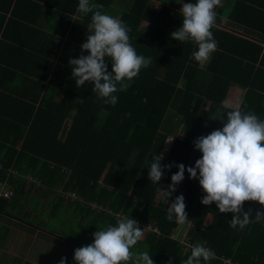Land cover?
Segmentation results:
<instances>
[{
    "label": "trees",
    "instance_id": "trees-1",
    "mask_svg": "<svg viewBox=\"0 0 264 264\" xmlns=\"http://www.w3.org/2000/svg\"><path fill=\"white\" fill-rule=\"evenodd\" d=\"M239 3L247 5L242 13L264 16L263 3ZM155 12L148 0H138L121 15L120 20L131 29L130 42L137 54L150 57L152 63L141 69L127 91L114 93L118 97L114 106L105 105L87 82L80 88L67 82L63 89L69 95L62 102L63 115H51L47 123L49 128L60 126L71 115L63 140L47 148L34 136L33 148L25 149V158L18 154L17 158L0 161V181L8 177L14 190L12 197L0 198L1 216L23 221L32 230L36 224L52 236L61 235L73 251L90 244L97 227L115 225L117 216H128L136 219L142 229L144 224L157 228L147 232L133 251H148L155 264H167L170 256L174 264H183L187 259L191 248L185 250L183 241L174 236L180 224L166 218L168 204L158 198L159 185L148 180L146 167L159 152L163 153L162 164L194 166L202 154L194 150L193 141L222 127L219 120L210 117L218 111L225 114L233 110L226 106L225 98L239 76L253 77V83H247L249 90L240 111L246 113L249 94L255 90L261 98L257 107H264V48L213 26L211 31L221 34L217 44L223 50L213 52L204 67L192 57L197 50L194 44H180L170 36L182 23L178 12L167 7ZM204 99L210 101L208 108L202 106ZM180 124L182 132L164 154L166 140ZM11 168L18 174L8 176ZM175 172V166L165 170L162 189L171 183ZM28 175L34 180H28ZM34 190L46 198L43 210H27L29 199L34 198L35 204L40 199ZM67 192H74L75 197L68 199ZM179 194L185 197L187 221L191 223L185 240L215 253L207 264H264V220L242 230L230 227L231 213H220L215 203H201L205 193L196 179H188L183 188L178 185L169 200ZM243 208H250L253 219L255 210H264L254 201L244 202ZM45 210L47 215L41 216ZM47 216L55 222L51 224ZM10 231L11 226L5 225L0 235L6 239Z\"/></svg>",
    "mask_w": 264,
    "mask_h": 264
},
{
    "label": "clouds",
    "instance_id": "clouds-1",
    "mask_svg": "<svg viewBox=\"0 0 264 264\" xmlns=\"http://www.w3.org/2000/svg\"><path fill=\"white\" fill-rule=\"evenodd\" d=\"M175 3L182 5L178 10L182 23L170 36L180 44H194L197 50L193 51L192 57L197 62L207 61L218 47L211 29L216 22V8L222 5V0H195L194 3L175 0ZM101 9L102 4L79 0L77 12L91 16L86 24V41L80 46L81 54L69 58L68 65L77 88L87 82L92 93L105 105L114 106L118 102L114 93L127 91L133 78L152 60L137 54L130 42L131 29L127 24ZM85 51L87 55L83 54ZM210 119L219 120L222 127L195 138L194 150L202 155L194 166L175 162L162 164L163 153L159 152L146 167L148 180L159 185L160 198L168 204L166 218L169 221L183 224L188 220L184 195L169 200L187 172L188 178L198 180L205 193L201 203L205 206L215 203L220 213H231L230 227L239 226L242 230L250 223L264 220V210H255L253 219L250 208L247 211L243 208L246 201L264 206V119L238 109L225 114L218 111ZM173 166L178 170L171 174L167 188L162 189L165 170L170 171ZM97 228L90 244L74 249L76 264H155L148 251L132 250L143 236V229L136 219L117 216L115 225ZM190 247V255L183 264H201V261L207 264L215 258V253L200 243ZM66 261L67 257H61L59 264H66ZM167 264H174L172 256Z\"/></svg>",
    "mask_w": 264,
    "mask_h": 264
},
{
    "label": "crops",
    "instance_id": "crops-1",
    "mask_svg": "<svg viewBox=\"0 0 264 264\" xmlns=\"http://www.w3.org/2000/svg\"><path fill=\"white\" fill-rule=\"evenodd\" d=\"M136 1L138 0H92L93 3L103 5L102 12L117 19L121 18L123 12L129 11ZM253 1L264 4V0H239L252 3L250 5L255 4ZM78 2L79 0H0V161L6 162L10 157L17 158L18 154L20 158H25L28 154L25 149L33 148L34 136L39 138L38 143L53 148L56 143L63 140L72 122L69 115L60 126L58 124L51 126L52 128L47 126L51 115H63L62 102L65 101V96L69 95L65 93L63 86L67 82L76 86L71 78L68 60L81 54L80 46L86 41V24L91 16V14L82 16L77 12ZM148 2L157 13L163 7L178 12L182 6L175 3V0ZM239 2L222 0V5L216 8L214 26L235 36L248 38L264 48V16L255 12L244 14L247 5ZM220 35L219 32H213L217 42L220 41ZM222 50L217 47V51ZM83 54L88 53L85 51ZM211 59L210 56L207 61L202 62V66L205 67ZM248 77L239 76L232 82L225 98L227 107L233 110H240L243 107L249 90L247 83H253L251 80L253 77ZM182 84H185V81H182ZM254 92L249 94L245 110L261 118L264 117V107H257V102L261 98ZM209 105V99H204L202 106L208 108ZM54 108L56 112H53ZM42 122L44 124H41ZM181 132L179 125L173 129L172 140L167 142L168 149L173 139ZM188 179V173L185 172V178L179 187L183 188ZM4 219L14 224L6 225H11L12 229L16 227L21 234L28 235L23 226L29 228V224L15 219L11 221V218L6 216ZM187 225V232L191 227L189 221L180 224L174 236ZM36 227L44 230L38 225ZM54 237L65 243L61 235ZM9 252L15 257V253ZM22 259L26 260L25 257ZM71 259L72 264H76L73 258ZM48 260L46 255L41 258L40 264H50Z\"/></svg>",
    "mask_w": 264,
    "mask_h": 264
},
{
    "label": "rangeland",
    "instance_id": "rangeland-1",
    "mask_svg": "<svg viewBox=\"0 0 264 264\" xmlns=\"http://www.w3.org/2000/svg\"><path fill=\"white\" fill-rule=\"evenodd\" d=\"M179 127L183 128V125L180 124ZM175 136L176 135H173V137ZM170 139H172V136L169 137L168 140ZM167 151H168V148L164 150V154H167ZM31 180H34V178L32 177ZM37 184H39V182H36V185ZM58 192H62V190H58ZM33 193L39 194L40 199L37 202V204H35L34 198L32 199L30 197L31 199L27 201L28 202L27 210L33 211V207L35 210L37 209L43 210L44 209L43 203L45 202L46 198L38 190H34ZM66 196L68 199H71L75 197V193L67 192ZM159 196L160 194L158 193V198ZM92 206H94V204H92ZM45 211L46 213H41L40 215L41 216L47 215V210ZM2 217L3 216L0 215V231H2L3 226L10 223V221H6L4 217L3 218ZM46 220L49 221L50 216H47ZM53 220L54 219L50 220L51 224L55 222ZM57 223H55V225H57ZM10 224L14 225L13 222ZM143 226H144V229H143L142 238L145 237L147 232L156 229L155 226H151V225L144 224ZM187 227L188 225L185 226L180 231V233L175 235V237L180 239V241L185 240V236H186L185 234H186ZM23 229L26 231V233L28 232V235L21 234L19 230L16 229V227H13V229L11 228V231L9 232L8 237L6 238L7 240L5 238H2V235H0V264H40L41 258L45 257L46 255H48V259H49L48 262L50 264H59L61 257H67L66 264L73 263L71 261L72 260L71 258H73V254H74L72 253L73 249L70 248V246L67 244L66 241L65 243L61 242L59 239L52 236L50 233H46L44 230H41V229L39 230L36 227H34L32 230L30 229V227L25 228L23 226ZM79 235L80 234L77 235L78 238H80ZM9 251H12L13 253H15V257ZM24 257L26 258V260L22 259Z\"/></svg>",
    "mask_w": 264,
    "mask_h": 264
},
{
    "label": "built area",
    "instance_id": "built-area-1",
    "mask_svg": "<svg viewBox=\"0 0 264 264\" xmlns=\"http://www.w3.org/2000/svg\"><path fill=\"white\" fill-rule=\"evenodd\" d=\"M1 167H3L2 164H1ZM10 173L13 174V175H17L18 171L16 169H14V168H11V169L8 170V176H10ZM27 179L31 180L32 176L28 175ZM13 194H14V190H13V187L11 186V184L8 181V177L5 180L0 181V198H2V197L3 198H10V197L13 196ZM155 231H157V228L155 229ZM183 244L185 245V250H190V248H191L190 246L193 245L188 240H184Z\"/></svg>",
    "mask_w": 264,
    "mask_h": 264
}]
</instances>
